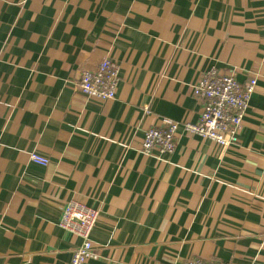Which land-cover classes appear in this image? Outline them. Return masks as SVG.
Segmentation results:
<instances>
[{"label": "crops", "instance_id": "1", "mask_svg": "<svg viewBox=\"0 0 264 264\" xmlns=\"http://www.w3.org/2000/svg\"><path fill=\"white\" fill-rule=\"evenodd\" d=\"M104 58L116 95L87 99ZM212 68L256 80L238 144L180 128L142 154L160 119L198 121ZM71 201L99 213L85 264H264V0H0V264H69Z\"/></svg>", "mask_w": 264, "mask_h": 264}, {"label": "built area", "instance_id": "2", "mask_svg": "<svg viewBox=\"0 0 264 264\" xmlns=\"http://www.w3.org/2000/svg\"><path fill=\"white\" fill-rule=\"evenodd\" d=\"M118 72V65L113 60L104 58L95 69L80 71L77 90L87 99L112 100L116 95ZM255 88L254 78L245 84H239L234 73L221 74L215 68L208 70L191 88L192 96L201 103L198 121L195 124H179L168 118L160 119L158 126L145 132L141 153L146 156L152 155L154 151L171 153L174 138L180 128L188 134L214 142L220 149L236 146L242 120ZM29 158L43 167L48 164L46 158L35 153H31ZM98 216V211L75 201L69 202L63 209L58 226L81 240L80 245L72 251L69 264H85L97 259L90 236ZM186 264L212 263L195 259Z\"/></svg>", "mask_w": 264, "mask_h": 264}]
</instances>
